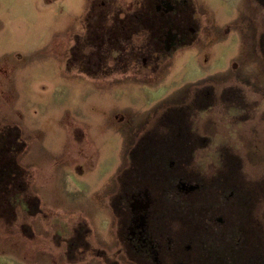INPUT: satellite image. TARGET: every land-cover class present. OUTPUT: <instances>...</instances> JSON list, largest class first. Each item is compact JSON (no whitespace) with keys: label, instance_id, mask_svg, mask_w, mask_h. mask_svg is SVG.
<instances>
[{"label":"rangeland","instance_id":"374dc122","mask_svg":"<svg viewBox=\"0 0 264 264\" xmlns=\"http://www.w3.org/2000/svg\"><path fill=\"white\" fill-rule=\"evenodd\" d=\"M184 104L264 234V0H0V264H153L116 231Z\"/></svg>","mask_w":264,"mask_h":264},{"label":"flooded vegetation","instance_id":"af4514ba","mask_svg":"<svg viewBox=\"0 0 264 264\" xmlns=\"http://www.w3.org/2000/svg\"><path fill=\"white\" fill-rule=\"evenodd\" d=\"M162 5H157L156 12L166 13ZM196 108L193 112L191 105L184 104L179 110L184 120L179 123L153 124L148 158L138 161L145 173L142 178H132L129 214L121 218L116 231L118 252H146L153 264H183L189 256L197 264H260L261 254L255 263L249 252H262L264 234L256 229L250 211L249 215L238 214L245 208V196L240 194L251 192L216 183L213 178L223 169L221 163L208 173L190 153L202 139L200 124L186 121L202 112V106ZM178 138L182 143L174 140ZM222 154L220 161L234 157ZM5 184L0 189L6 192ZM160 252H164V260Z\"/></svg>","mask_w":264,"mask_h":264}]
</instances>
